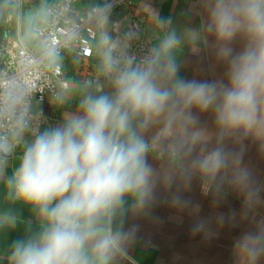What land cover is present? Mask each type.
<instances>
[{
  "label": "clouds",
  "instance_id": "9594fccd",
  "mask_svg": "<svg viewBox=\"0 0 264 264\" xmlns=\"http://www.w3.org/2000/svg\"><path fill=\"white\" fill-rule=\"evenodd\" d=\"M112 7L111 0H0V25L14 19L17 49L11 63L0 52V236L24 225L0 254L7 264H120L138 228L125 229V217L150 215L161 190L170 208L197 218L194 235H211L212 222L184 195L194 179L214 206L226 188L240 192L242 219L260 203L243 142L252 136L264 151V0H195L204 18L183 30L145 5L151 34L141 55L132 50L141 34L126 24L114 29ZM202 46L225 66L223 76L182 78L179 54L199 55ZM67 60L92 71L66 78ZM45 86L57 106L77 105L41 130L33 98ZM232 250L236 264H264V219Z\"/></svg>",
  "mask_w": 264,
  "mask_h": 264
},
{
  "label": "crops",
  "instance_id": "0c3cea01",
  "mask_svg": "<svg viewBox=\"0 0 264 264\" xmlns=\"http://www.w3.org/2000/svg\"><path fill=\"white\" fill-rule=\"evenodd\" d=\"M130 6L123 7L124 12L130 17L142 22V36L146 40L151 34V26L144 6H149L160 17L170 18L178 30L184 28L195 29L201 23L204 16L198 14L202 9L193 8L195 0H130ZM206 16V14H205ZM15 30V21L12 17L7 18V27L0 25V46L5 44L16 45L11 32ZM213 38L209 37L211 41ZM234 47L239 50L241 44L235 42ZM182 67L180 76L184 79L211 80L223 76L225 66L216 61L210 49L203 48L199 55L192 54L187 48L179 54ZM86 68L76 66L78 72L82 71L85 78L92 71L90 64ZM74 79V77H70ZM75 80V79H74ZM77 105L72 100L68 105L58 111V117L62 122L64 111H74ZM202 123L210 129L213 128L211 113L201 115ZM243 164L253 173L256 186L260 189V203L248 213L246 219H242L245 212L244 197L237 190L228 187L220 196V202L213 205V196L202 194L199 179H194L191 190L184 195L194 204L200 205L199 218L212 222L211 235L204 233L193 234L192 226L197 218L188 211L178 212L163 202V190L161 201L152 208L150 215H136L129 213L124 220L125 229L138 226L134 241L127 249V258L120 264H236L233 255V243L244 232L252 231L256 222L264 219V151L261 150L260 142L252 136L243 142ZM229 148L238 149L240 146L232 142ZM17 157L20 155L17 151ZM149 162L158 166V161L149 156ZM18 163L17 160L12 161ZM21 209L24 219L30 217L27 207L17 206ZM235 214V219H230ZM223 215V225L216 224V217ZM19 237L24 233V225H18ZM3 251H0L2 254Z\"/></svg>",
  "mask_w": 264,
  "mask_h": 264
},
{
  "label": "built area",
  "instance_id": "2783aa9c",
  "mask_svg": "<svg viewBox=\"0 0 264 264\" xmlns=\"http://www.w3.org/2000/svg\"><path fill=\"white\" fill-rule=\"evenodd\" d=\"M112 2V12L110 16L111 22H117L114 26V29H120L122 27L127 26V28L132 31L133 33L141 34V39L138 41L133 42L132 50L137 54H142V47L145 43V39L142 36V22L137 19H134L127 15L123 7L130 6V0H111ZM124 22V23H120ZM110 25V31L113 32V35L116 34L115 30ZM91 30H89L90 32ZM85 46L87 45V40L82 42ZM85 51L87 52L88 49L85 47ZM0 52L3 53V59L8 63L12 62L13 57L17 54L16 45L5 44L0 46ZM87 62L80 64L78 67L86 68L88 65ZM91 73V72H89ZM44 74L48 75L47 70H44ZM60 74V70L57 69V75ZM64 75L66 78H70L67 76V71L64 68ZM72 79V78H70ZM33 104L35 109L41 114V124L40 128L43 130L44 127L48 125H55L60 122V118L58 117V111L61 106H57L53 101V92L50 87H42L40 88L34 95Z\"/></svg>",
  "mask_w": 264,
  "mask_h": 264
},
{
  "label": "trees",
  "instance_id": "16d2710c",
  "mask_svg": "<svg viewBox=\"0 0 264 264\" xmlns=\"http://www.w3.org/2000/svg\"><path fill=\"white\" fill-rule=\"evenodd\" d=\"M71 68V69H75L76 66L73 65L71 63L70 60H67L65 62V69L67 71V76L68 77H71L72 74H69L68 73V69ZM0 191H2V188H0ZM19 232L17 231V229H13V230H9L7 231L5 234H3L2 236H0V251H4L5 249H7L11 242L17 238H19ZM0 264H7L6 261H3V260H0Z\"/></svg>",
  "mask_w": 264,
  "mask_h": 264
},
{
  "label": "rangeland",
  "instance_id": "374dc122",
  "mask_svg": "<svg viewBox=\"0 0 264 264\" xmlns=\"http://www.w3.org/2000/svg\"><path fill=\"white\" fill-rule=\"evenodd\" d=\"M68 73L72 74L71 76L74 77L75 80L78 79L79 77H82L81 74H83L82 71L78 72V70L71 68L68 69Z\"/></svg>",
  "mask_w": 264,
  "mask_h": 264
}]
</instances>
